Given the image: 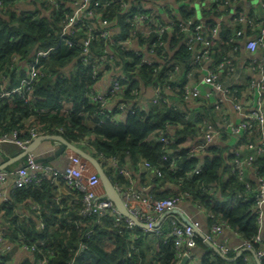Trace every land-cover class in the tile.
<instances>
[{
  "label": "trees",
  "instance_id": "1",
  "mask_svg": "<svg viewBox=\"0 0 264 264\" xmlns=\"http://www.w3.org/2000/svg\"><path fill=\"white\" fill-rule=\"evenodd\" d=\"M1 1L8 7L18 0ZM124 1L132 5L131 12H136L140 7V0ZM96 2L99 3L98 10L103 19L115 21L117 28L111 40L106 42L115 57L109 58L110 63L105 70L123 73L129 78L130 88L123 97L132 98L133 89H139L142 83L145 87H172L171 92L165 90L163 94L180 103L184 92L182 88L188 85L196 68L192 66L195 50L188 43L189 34L177 28L172 34H165L162 41L155 34L150 37L138 35L140 46H148L160 59L159 63L149 67L141 63V57L125 52L118 46L121 40L131 36L133 29L129 12L122 9V3L118 0ZM169 16L178 24L189 21L201 24L188 6L169 13ZM237 16H241L240 10ZM60 24L59 16L44 3L36 10L6 13L0 10V74L5 77L0 78L2 90H12L18 85L19 80L26 75L28 63L37 49L57 46L50 56L40 60L39 79L35 84L25 92L18 91L11 97L0 98V136L17 132L19 139H30L33 126L43 134L61 135L96 157L116 187H129L123 173L124 167L131 163L147 162L151 166L148 172L154 184L150 192L153 198H182L188 193L185 200L226 221L244 241L252 243L258 234L254 203L250 201L232 205L230 197L236 191L253 197L256 183L250 178L251 189L248 191L236 176L230 175L229 161L238 157L235 152L240 145L258 143L264 132L253 126L242 136L236 137L233 144L211 145L204 154L189 156L188 146L200 136V125L205 120L212 121L211 108L207 104L202 105L205 111L198 108L195 112L174 110L168 105L152 106L149 110L136 108V112H128L122 119H115L119 110L108 108L105 111L100 104L91 102L89 94L95 84L91 68L82 62L79 48H67L60 44ZM216 24L209 21L205 26L201 24L200 29V33L209 38L212 44V70L223 60H232L230 55L237 46L232 42L229 28L217 27ZM190 27L194 29L193 25ZM83 34L84 31L81 32ZM248 36L251 37V34ZM104 44L102 42L101 47L98 45L101 53L104 52ZM14 57L18 58V62L11 64ZM203 63L197 64V68ZM101 112L111 116L104 123L99 122ZM200 112H205V115ZM186 115L194 117V121H187ZM169 126L174 129L173 137L168 133ZM160 132L170 137L168 143L156 140ZM2 145L0 156L6 161L10 154L2 149ZM165 150L181 155L176 162L178 169L175 172L168 169L170 162L161 159ZM25 161L26 158L22 163ZM112 161L116 163L110 166L109 162ZM254 163L261 167V173L264 174V155L258 156ZM199 164H202V171L190 176ZM153 168L158 169L161 176L153 173ZM7 170H11V166ZM54 189L52 180L46 178L40 185L31 184L11 190L9 198L0 205L4 220L1 230L6 241L17 246H38L39 251L46 255L47 264H69L80 242H85L87 249L76 256L77 264H143V256L126 258L131 230L124 229L123 233H119L117 229L100 227L94 222V217L80 214L81 192L70 190L68 195L56 197ZM33 205L38 209H33ZM19 210H24L25 217L21 216ZM40 223L44 224L42 228ZM166 229L169 230L168 227ZM135 232L140 236L144 234L141 228H135ZM104 241L111 243L110 252L102 249L101 243ZM41 242L44 245H40ZM144 242L145 238L140 242L141 246ZM196 245L202 254L200 264H250L244 255L233 262L223 260L199 236L196 237ZM259 249L260 246L254 244V250L257 252ZM155 255L165 264H176L172 239H165V236L157 238ZM41 257L42 254L36 252L34 261L28 260L23 264H36ZM11 260V252L0 255V264L10 263ZM261 263L264 264V259Z\"/></svg>",
  "mask_w": 264,
  "mask_h": 264
},
{
  "label": "built area",
  "instance_id": "2",
  "mask_svg": "<svg viewBox=\"0 0 264 264\" xmlns=\"http://www.w3.org/2000/svg\"><path fill=\"white\" fill-rule=\"evenodd\" d=\"M118 1L122 3V9L129 12L133 25L131 36L128 39L121 40L118 46L125 52L135 53V55L141 57L142 64L150 67L156 62L159 63L160 59H157L156 53L153 50H149L147 48L148 46L145 48L140 46L138 35L150 37L155 34L158 36L159 41H162L165 34H172L177 28L189 34L188 43L196 52L192 66H196L195 69H197V64L202 62L210 63L212 44L209 38L204 37L200 33V29L202 28L201 24L196 25L193 21L178 24L176 20L171 19L169 16V13L178 12L180 8L186 7V3L189 0H176L177 7L172 4H157L155 3L156 0H149L154 2V8L152 10L146 8L144 4L145 0H140L138 4L141 8L138 7L136 12H131L132 5L129 2H125L124 0ZM19 3H27L29 5L37 3L39 6L44 3L49 6L52 12H55L59 16L61 20V31L59 33L60 44L67 48H79L81 50L79 57L85 65L91 68V75L95 80V84L92 86L89 94L91 102L100 104L105 111L108 108L119 110L115 119H122L128 112H136V108L149 110L152 106L168 105L174 110H180L181 104L187 103L194 96H199V90L197 88H191L188 84L182 88L184 92L180 103H176L163 94L165 90L171 92L172 87L167 86L165 89L161 87H150V90L153 92V97L145 103L141 95L143 94L141 88L145 86L141 83L139 89H133L132 98H124V93L130 88L129 78L123 73L105 70L108 69L106 66L110 63L109 58L115 57L110 45H106V42L111 40L117 28H115V21L103 19L102 14L100 15L98 10L99 3L96 0H18L8 7L0 0V10L4 13L7 11L21 12L25 10L18 7ZM234 22H247L249 25L254 23L250 17L243 15L235 16ZM192 25L194 29L190 27ZM258 26L260 27L259 33L257 36H251L246 44L248 50L252 52L258 50L261 53L259 59H253L249 63L256 77L243 83L240 87H228L218 81L217 73L224 67H227L229 72H232L234 66L231 60H223L214 70L210 68L204 69L206 72L203 80L204 83L213 86L215 90L223 94L225 99L232 102L237 113L241 115V120L237 124H232L225 116H222V127L220 128H216L211 122L205 120L200 125V136L188 146L187 154L189 156L202 155L207 147L211 145L233 144L236 141V137L242 136L253 126L258 127L259 130L264 132V20L259 21ZM82 31L85 34L81 35ZM102 42H105V44L104 52L101 53L99 48ZM161 44L163 45L164 43L161 42ZM56 49L57 46L48 49H37L31 61L28 63L26 75L19 80L18 85L12 90L4 91L0 88V98L11 97L13 93L18 91L25 92L29 86L35 84L39 79L38 65L40 60L50 56ZM16 62H18V58L14 57L11 64ZM154 71L157 72V69H154ZM0 78L5 77L0 74ZM106 79H109V85L107 88H103L101 83L103 84ZM240 88L243 90L241 91ZM210 97L209 95L208 98ZM220 106V104H217L215 108L218 109ZM212 109L214 111L213 107ZM200 113L205 115L204 112ZM110 117L109 114L107 115L101 112L99 122L104 123ZM185 119L189 122L194 121V117L191 115H186ZM168 128L170 137H173V127L169 126ZM39 135H43V133L36 126H33L30 130V139H19L17 132H14L0 136V144H13L20 150H25L31 141ZM170 137L166 136L164 132H160L156 136V140L168 143ZM235 154L238 157L229 161L231 166L230 175L233 177L236 176L246 186L248 191L251 189L250 176L256 183V194L253 197H250L248 194H243L240 191H236L230 197L232 205L250 201L254 203L253 212L258 226V234L253 238L252 243L244 241L241 235L234 232L226 221L216 218L202 207L197 206V208L205 211L208 219L211 221L210 230L205 233L207 240L215 244V240L222 234L224 229L232 231L241 240L235 249H230L226 245L220 247V252L224 256L234 258L243 250L249 249L261 261L264 259V241L261 237V229L264 221V174L261 173V167L255 165L254 162L258 156L264 155V136L258 143L246 142L240 145ZM66 157L67 164L63 170L59 171L51 165L37 162L34 153H30L26 157L24 165L14 173L12 190L28 187L31 184L40 185L44 179L50 178L54 187L59 184H64L72 191L81 192L83 197L81 199L82 207L80 214L94 217V222L100 227L106 228L107 226L112 229H117L119 233H123L122 230L124 229L132 231L128 238L130 244L126 254L127 259H134L135 257L141 258L142 249L140 242L145 238L147 233H153L158 237L165 236V239H172L176 264H200L202 254L196 245V237L198 235L194 231V228L197 227L193 223L191 225L184 223L181 218L177 217L179 215L171 213L174 210H178L180 203L186 201L185 197L189 196L188 193H185L182 198H153L150 194L145 193V187H142V190H136L134 188L130 169L124 167L123 173L128 179L129 187L116 188L124 196L128 209L142 222L148 224V229H144V234L140 236L135 232V228L137 227L131 221L121 216L111 202L102 199L104 190L95 169L87 161L71 151L66 152ZM180 158L181 155H176L175 152L165 150L161 159L163 162H170L168 169L175 172L178 169L176 162ZM115 163V161H112L109 162V165L113 166ZM136 163V165L133 164L136 168L144 167L148 171L151 170V166L147 162ZM201 171L202 164H199L189 175L199 174ZM152 172L157 173V176H161V172L156 168H153ZM7 177L8 173L0 172V186L6 183ZM146 180H152L150 174ZM4 195V192H0V198H3ZM7 197H5V201ZM33 209L37 210L38 207L33 205ZM20 214L22 217H25L23 212H20ZM39 215L38 213L37 216ZM171 216H174L176 221L174 220L170 228L168 227L169 230H167L166 224L169 222L168 218ZM43 226L44 224L40 223V227L42 228ZM5 241L6 239L3 237L2 230L0 229V255L9 252L8 247L4 245ZM254 244L260 246L257 252L254 250ZM40 245H44V243L41 242ZM20 247L34 255L36 252H39L42 254V257L36 261V264H47L48 259L42 251H39L38 246L22 245ZM85 249H87L85 242H80L74 252V258L69 264H77L76 256ZM243 255L250 264H257L252 253L242 252L240 257ZM152 257L161 264L164 263L157 256Z\"/></svg>",
  "mask_w": 264,
  "mask_h": 264
},
{
  "label": "crops",
  "instance_id": "3",
  "mask_svg": "<svg viewBox=\"0 0 264 264\" xmlns=\"http://www.w3.org/2000/svg\"><path fill=\"white\" fill-rule=\"evenodd\" d=\"M197 1L198 0H189L186 3V6L190 7L195 12V19L198 22H200L203 26H205L209 21H213L212 17H217L219 20V22H217L216 24L217 27L226 26L227 28H229L232 36L231 38L232 42L237 45L235 46L233 44L236 48L234 49L233 53H231L230 55L232 59L231 63L234 66V70L232 72H229V69L227 67L220 69L217 73L218 81L222 85L228 87L230 86L240 87L242 86L243 83L256 77L249 63L253 59H259L261 53L258 50L254 52L248 50L246 44H247V40L250 38V36L248 35L251 34V36L254 35L256 36V33L260 30V27L258 26V22L264 20V0H221V1L202 0L205 1L206 5L202 7L201 12L204 16L208 17V20L205 23L199 20L197 11L193 7ZM144 4L145 6L147 4L151 5L149 8L146 7L147 9L152 10L154 8L153 1L145 0ZM18 7L25 10H31V9L36 10L37 8H39V4L32 3L29 5L27 3H19ZM239 10L241 16L243 15L250 17L254 21V23L252 25H249L247 22H239V23L234 22V17L238 15ZM195 55L196 52H194V56ZM210 66H211V62L210 63L204 62L200 68L195 69L188 84L189 86H191V88H197L199 90V96L197 97L194 96L192 99L187 101V103L181 104L180 110L182 112H187L188 110H193L195 112L197 111L198 108H203L202 105L207 104V106L211 108L210 116L212 118V121L211 120H207V121L211 122L216 127H220V125H222L221 123L222 116H225L231 122V118H232L231 114L233 111L230 109L228 104H226V102L229 101L224 98L221 92L215 90V88L210 84L204 83L203 80L206 74L204 69L210 68ZM102 85L103 88H107V86L109 85V79H106L105 82H103V84L101 83V86ZM141 90L143 93V99L145 103H147L152 99L153 92L150 90V87H142ZM240 90L242 91L243 89L240 88ZM209 95L211 96L210 98H208ZM172 100L174 102L178 101L174 99ZM217 104L221 105L220 108L218 109L215 108ZM212 107L214 108V111ZM203 109L204 111L206 110V108ZM234 111L236 112L237 115V121L234 124H237L241 120V115L237 113L236 110ZM8 145H13V144H8ZM50 145H51L50 149L46 145H44L45 147L41 152H35L34 156L36 157V159L38 158V156L46 157L48 156L47 154H52L57 149V146L53 142H51ZM2 149L7 151V148L4 147V144L2 145ZM17 150L20 151V149L17 147V149H15L13 153H11L8 156L9 157L13 156L15 153L18 152ZM8 152L9 151H7V153ZM65 158L67 159V157ZM3 162H5L4 158L0 156V165ZM66 162L67 161H64V159L59 158L54 163L44 162L43 164L51 165L60 171L65 168L67 164ZM24 163L25 162L22 163V161H19L18 163L11 166V170L2 171L8 173V177L6 183L0 186V192L5 193L3 198H0V204L5 201V197L8 196L7 199L9 198L13 186L12 184L14 180V173H16V171H18L20 167L24 165ZM126 167L130 169L131 178L132 181L134 182V188L136 190L139 189L142 190V187H145L146 188L145 193L151 194L150 192H152L151 190L154 184L152 180H146L147 178H149L148 170H146V168L144 167L136 168L132 163L127 165ZM250 178L253 179L251 176ZM54 193L56 197H60L63 195H68L71 192L70 189H68L64 184H59L55 186ZM19 208L21 209V206H19ZM178 210L185 218L190 220L191 223H193L195 227H197L201 232L203 233L209 232L211 223L210 220L208 219L206 212L199 210L197 206L194 205L191 201L186 200L183 203H180L178 206ZM23 211L24 210H19V212H23ZM2 217H3L2 212H0V229L2 227L4 228V220ZM177 217L181 218L180 216ZM175 219L176 218L174 216L168 218L169 222H167L166 226L170 228L171 223L173 224V221ZM159 237L158 236L156 237V235L153 233H147V235L145 236V242L143 246H141L143 264H161L152 257V256H156L155 243L157 238ZM261 237L262 240L264 241V221L261 229ZM240 241L241 240L232 231L228 229H224L222 234H220L215 240V245L218 248L226 245L230 249H235L239 245ZM4 245L8 247V251L11 252L12 254V260L10 261L9 264H23L25 261L28 260L34 261L35 259V255L33 253L25 251L20 246H17V244H13L7 240L5 241ZM101 247L104 251L110 252L111 243L109 241H104L101 243ZM163 264H165V261Z\"/></svg>",
  "mask_w": 264,
  "mask_h": 264
},
{
  "label": "water",
  "instance_id": "4",
  "mask_svg": "<svg viewBox=\"0 0 264 264\" xmlns=\"http://www.w3.org/2000/svg\"><path fill=\"white\" fill-rule=\"evenodd\" d=\"M53 142L56 146L57 149L52 153V154H47L48 156H38L36 159L37 162L39 163H44V162H49V163H54L57 159L61 158L64 159V161H67L66 157V152L71 151L77 155H79L82 159L87 161L97 172L101 184L104 190V196L102 199L107 200L111 202L117 212L123 216L125 219L131 221L136 227L141 228V229H148V224L142 222L136 215H134L127 207L125 198L121 194V192L116 188L114 185L111 177L109 174L106 172V170L103 168L101 165V162L85 150L77 147L76 145L72 144L68 140H66L63 136L61 135H50V134H43L39 135L36 138H34L31 143L27 146L25 150H20L17 153H15L13 156L9 157L5 162H3L0 165V172L6 171L8 167L18 163L19 161H22L25 159L30 153H35L36 150L44 143V142ZM23 166V165H22ZM21 166V167H22ZM20 167V168H21ZM172 214H177L181 217L182 221L186 224L191 225L190 220L185 218L179 210H174L171 212ZM195 233L202 239L204 242L216 253L220 258H222L225 261L228 262H233L235 261L238 257H240L242 252H250L253 254L256 263L257 264H262L260 259L256 257L255 253L252 250L245 249L241 253H239L235 258H228L224 256L221 252L220 249L211 241L207 240L205 233L201 232L199 229L194 228Z\"/></svg>",
  "mask_w": 264,
  "mask_h": 264
},
{
  "label": "rangeland",
  "instance_id": "5",
  "mask_svg": "<svg viewBox=\"0 0 264 264\" xmlns=\"http://www.w3.org/2000/svg\"><path fill=\"white\" fill-rule=\"evenodd\" d=\"M155 3L157 4H172L174 5L175 7H177V2L176 0H156ZM206 5L205 1H202V0H198L195 4H194V8L195 10L197 11V14H198V18L200 21L202 22H206L208 20V17L207 16H204L201 12V9L202 7H204ZM151 5L150 4H147L146 7L149 8ZM213 21L215 23L219 22L218 18L217 17H212ZM226 104H228V106L230 107V109L233 111L232 114H231V123L234 124L236 121H237V115H236V112L234 111L235 110V107L233 105L232 102H226ZM221 127V125H220ZM51 142H45L43 143L37 150L36 152H41L43 150V148L45 147L44 145H46L49 149L51 148ZM5 148H7V151H9L8 153L11 154L13 153V151L15 149H17L16 146L14 145H4ZM18 151V150H17ZM157 237V236H156Z\"/></svg>",
  "mask_w": 264,
  "mask_h": 264
}]
</instances>
